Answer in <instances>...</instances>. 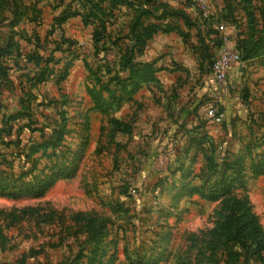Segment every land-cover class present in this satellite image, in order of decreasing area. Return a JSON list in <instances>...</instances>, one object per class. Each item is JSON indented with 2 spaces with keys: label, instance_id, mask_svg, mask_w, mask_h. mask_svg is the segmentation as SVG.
<instances>
[{
  "label": "rangeland",
  "instance_id": "rangeland-1",
  "mask_svg": "<svg viewBox=\"0 0 264 264\" xmlns=\"http://www.w3.org/2000/svg\"><path fill=\"white\" fill-rule=\"evenodd\" d=\"M114 1L0 0V264H258L228 221L264 234V0ZM141 13L179 29L149 48L156 83L133 73ZM223 36L263 55L189 107Z\"/></svg>",
  "mask_w": 264,
  "mask_h": 264
},
{
  "label": "trees",
  "instance_id": "trees-1",
  "mask_svg": "<svg viewBox=\"0 0 264 264\" xmlns=\"http://www.w3.org/2000/svg\"><path fill=\"white\" fill-rule=\"evenodd\" d=\"M104 2L106 0H103ZM15 3L12 4L13 10H17V8L19 10V12L22 14L21 11V4H17L16 1H14ZM109 2L112 4V7H116L117 3L114 0H109ZM97 4V3H96ZM96 4H94V8H96ZM125 4L128 5L129 7L134 8L135 10L138 9V7L136 6L135 1H125ZM143 14V13H141ZM92 17L95 19L96 18V14L93 13ZM144 17L142 15H139L136 17L135 22L132 25L131 28V36H132V41L134 42V47L133 49H138L139 53H143V51H145V48L147 46V43L158 33L161 34H166V33H177L179 32V29L175 28V27H168V28H162L159 25H153V24H149L146 25L145 27H141L140 24V19H142ZM185 22L186 27H193L192 22L190 21L189 17L183 15L182 16ZM200 29L198 28V31ZM208 36L210 35V32L207 33ZM93 39L95 41H98L99 38H96V34L93 35ZM219 46L221 45V41L219 40ZM260 45H261V40H258L256 42H254L251 46L246 47L244 45V47L239 46V45H235V50L239 53L240 55V59L241 61H246L247 59H251V58H255L258 57L260 55H263V53L261 54V50L260 49ZM242 48V49H241ZM133 50H131L132 52ZM128 62L126 61V64ZM212 64V63H211ZM210 68V67H209ZM209 68H205L204 71L205 72H209ZM159 71V69H155L154 65L149 63H140L137 65V68L134 69L133 73L136 74V83H151L157 82V79L155 77V74ZM252 177L253 178H257L259 176L264 177V169H262L259 166H254L252 167ZM62 175L61 173H51L50 175H48L46 177V179L44 181H42L41 183H39L37 185V189L39 190L38 192L44 193L47 189H49L59 178H61ZM7 196H16L15 193H7ZM247 215V212H244V214H242L241 216H234L232 215L231 218L228 221V224L232 226V228H230L231 231V238L229 239V244L230 246H234V245H241L242 249H249L248 252V256L251 258V260H254V262L258 263V264H264V234L259 232L257 229V224L254 222V220L248 216V218L245 221H242L243 218ZM237 225L236 228H234L233 226ZM246 239L249 240V244L247 246ZM236 258H240L241 254L240 253H236L235 255Z\"/></svg>",
  "mask_w": 264,
  "mask_h": 264
},
{
  "label": "built area",
  "instance_id": "built-area-1",
  "mask_svg": "<svg viewBox=\"0 0 264 264\" xmlns=\"http://www.w3.org/2000/svg\"><path fill=\"white\" fill-rule=\"evenodd\" d=\"M200 9L202 17L206 18L207 11L204 3H201ZM218 29L222 31L223 27L219 26ZM220 40L222 42L221 48L209 68V73L216 89L222 88L225 85L230 69L241 64L240 55L230 44L228 37L223 36ZM206 116L209 119H213L215 117L214 111L208 109Z\"/></svg>",
  "mask_w": 264,
  "mask_h": 264
},
{
  "label": "crops",
  "instance_id": "crops-1",
  "mask_svg": "<svg viewBox=\"0 0 264 264\" xmlns=\"http://www.w3.org/2000/svg\"><path fill=\"white\" fill-rule=\"evenodd\" d=\"M171 34V33H170ZM170 34H168V35H170ZM160 35H163V34H161V33H159V34H157V35H155L148 43H147V46H146V48H145V51H144V57H143V59L146 61V62H148V63H151V64H153L154 65V67L156 68V66H157V62H156V58H154V57H148L149 55L148 54H150V55H153L152 54V52L150 53V50L151 49H149L150 48V46H151V48H152V46L153 45H155V46H157V44L155 43V39L157 38V37H159ZM155 43V44H154ZM156 48H160V46H157V47H155V49ZM189 66V65H188ZM158 68V67H157ZM188 68V67H187ZM233 68L234 67H232L231 69H230V71H229V73L233 70ZM186 71H188L187 73L189 74V75H191L192 76V71H191V69L189 70V69H185ZM176 71H178V72H175V73H177L178 75L180 74V72H181V70L180 69H177ZM162 72H164L162 69H159V71L155 74V76H156V78H158V79H160V76H161V74H162ZM202 81V84L203 85H198V86H196L195 85V83H193V84H191L189 87H188V89H187V93L189 94V98H190V102H189V107H192L191 105H193V103H194V101H196V102H198V100H196L197 98L199 99L201 96H204V94H205V96H213L214 95V93H215V91L217 90L215 87H214V85H213V82H212V79H211V76H210V73L209 72H205L204 71V75H203V77H202V79H201ZM190 81H192V77H190ZM161 84V83H160ZM161 86V85H160ZM161 88V87H160ZM193 96H195L194 98H193ZM209 109V108H208ZM207 109V110H208ZM206 110V111H207Z\"/></svg>",
  "mask_w": 264,
  "mask_h": 264
}]
</instances>
